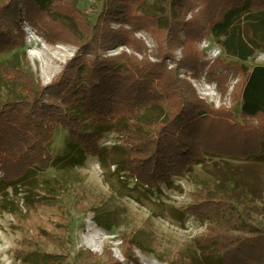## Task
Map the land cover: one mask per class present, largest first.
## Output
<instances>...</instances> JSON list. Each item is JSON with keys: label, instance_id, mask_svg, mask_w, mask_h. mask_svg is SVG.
<instances>
[{"label": "trees", "instance_id": "16d2710c", "mask_svg": "<svg viewBox=\"0 0 264 264\" xmlns=\"http://www.w3.org/2000/svg\"><path fill=\"white\" fill-rule=\"evenodd\" d=\"M23 9L25 21L52 40L72 42L82 54L77 52L48 85L35 82L17 63L2 65L19 72L22 81L20 96L0 105L2 195L9 189L17 192L19 187H32L48 167L84 164L90 155L102 152L104 147L98 142L112 132L129 138L125 157L117 163L120 169L131 171L151 192L170 188L176 178L190 174L208 157L236 156L241 161L261 157L264 137L256 154L245 149L234 155L221 149L222 145L214 149L218 141L205 123L216 117L229 123L232 118L226 113L231 111L201 100L165 60L151 62L127 52L104 57L98 51L120 42L143 51V42L134 38L132 29L146 25L160 36L163 58L181 42L188 49L183 65L193 67L199 59L196 44L211 36L223 51L210 69L220 80L222 67L244 63L264 50V0H106L98 21L91 25L76 0H69L66 7L57 0H6L0 4V22L4 23H0V55L13 45L11 27L21 31L19 44L24 46L19 25ZM110 20L128 22L131 30L114 29ZM180 31L185 38H179ZM236 87L242 102L243 123H239L246 126L247 117L264 116V63L245 70ZM234 120L232 126L238 124ZM258 126L251 128L264 129V121ZM59 129L66 131L64 146L52 153L49 145ZM138 158L141 163L136 164ZM236 167L240 169L241 164ZM41 182L52 188L51 180ZM204 190L207 207L221 211V219L210 220L207 237L200 243V258L182 253L171 256L166 264H264V225L242 209L244 199L252 196L251 183L224 174L218 187ZM201 208L190 211L200 217ZM208 208L203 209L205 216ZM136 245L141 247L139 242Z\"/></svg>", "mask_w": 264, "mask_h": 264}, {"label": "rangeland", "instance_id": "374dc122", "mask_svg": "<svg viewBox=\"0 0 264 264\" xmlns=\"http://www.w3.org/2000/svg\"><path fill=\"white\" fill-rule=\"evenodd\" d=\"M5 1L0 0V4ZM57 1L64 7L69 4V0ZM105 1L76 0L90 25L98 21ZM25 11L19 23L25 37L24 46L19 44L21 31L11 27L15 43L0 55V105L18 98L22 84L19 72L4 69V63L19 64L22 70L33 75L35 82L48 85L77 52L82 54L72 42L52 40L25 21ZM0 23L3 26V21ZM109 26L131 30L129 23L121 20H110ZM153 30L146 25L132 29L134 38L143 42L141 52L120 42L108 49L101 48L98 53L107 57L127 52L151 62L165 60L168 68L178 72L179 78L187 81L201 100L215 109L231 111L226 113L232 118L229 123L219 122V117L205 123L218 141L219 147L214 142L217 146L214 149L222 145L221 149L226 148L234 155L242 154L245 149L258 153L264 129L254 131L251 126L260 127L258 123L264 121V116L247 117L246 126L241 125L242 102L236 84L245 70L264 63V50L244 63L218 68L223 76L219 80L210 74L215 58H209L202 46L204 40L209 46H218L213 37L204 36L196 44L199 59L189 67L183 65L186 46L180 42L163 58L160 36ZM179 38H185L184 32H179ZM85 52L91 55L90 51ZM218 56H223V51ZM234 119L238 124L232 126ZM65 134L63 129L57 131L49 145L50 152L61 151ZM128 142L129 138L122 134H106L98 142L104 147L102 152L90 155L84 164L48 167L32 187H19L17 192L9 189L5 195L0 193V264H166L171 256L182 253L200 258V243L207 237L210 220L219 221L222 216L221 211L215 212V207H207L204 188L218 187L224 174L251 183L252 196L244 199L242 209L250 219L264 225V150L253 161H241L236 156L208 157L190 174L176 178L170 188L162 186L160 192H151L139 184L131 171H122L117 164L125 157ZM141 159L135 163H141ZM240 164L239 169L236 166ZM41 180H51L52 188L43 185ZM197 206H202L203 216L192 215L190 209ZM205 208L209 210L208 216ZM100 222L110 227L104 228ZM134 242H139L141 247Z\"/></svg>", "mask_w": 264, "mask_h": 264}, {"label": "built area", "instance_id": "2783aa9c", "mask_svg": "<svg viewBox=\"0 0 264 264\" xmlns=\"http://www.w3.org/2000/svg\"><path fill=\"white\" fill-rule=\"evenodd\" d=\"M202 46L206 48L207 55L211 59L218 57V55L222 51L220 46H216V47L209 46V43L206 40L203 41Z\"/></svg>", "mask_w": 264, "mask_h": 264}]
</instances>
